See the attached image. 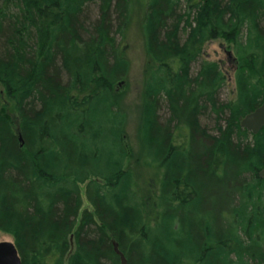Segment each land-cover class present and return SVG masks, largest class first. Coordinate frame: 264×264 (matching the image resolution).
<instances>
[{"label":"trees","instance_id":"trees-1","mask_svg":"<svg viewBox=\"0 0 264 264\" xmlns=\"http://www.w3.org/2000/svg\"><path fill=\"white\" fill-rule=\"evenodd\" d=\"M135 3L152 66L137 148L120 91ZM218 40L226 103L203 56ZM263 102L264 0H0V231L22 264H121L115 245L128 264H264V128L240 125Z\"/></svg>","mask_w":264,"mask_h":264},{"label":"rangeland","instance_id":"rangeland-1","mask_svg":"<svg viewBox=\"0 0 264 264\" xmlns=\"http://www.w3.org/2000/svg\"><path fill=\"white\" fill-rule=\"evenodd\" d=\"M87 22L89 25L94 23L99 18V11L96 5H91L87 8ZM143 8L140 3H135L133 11L131 14L130 25L126 35V39L123 40V46L126 48L125 56L129 63V71L126 80L123 83V86L120 87L121 94L124 95L122 108L126 113V130H127V143H130L134 148H137L138 136L141 122V109L143 104V92L145 88V83L147 81L148 71L152 68L149 64L147 52H146V37L143 29ZM184 39V34H182ZM204 60L210 62H217L220 64L223 73L227 78V87H225L219 96L221 102H229L235 99L236 96V86H235V70L236 63L234 61V51L229 44L223 40L213 41L208 43L204 49ZM198 71V66L196 65L193 68V72ZM3 94V93H2ZM2 104H6L5 96H2ZM5 103V104H4ZM99 104L93 105L88 108L89 111L94 113L95 107H98ZM103 110V108L101 109ZM7 111L9 112L11 118H16L12 113L13 106L7 102ZM166 111H164L165 113ZM91 114V112L89 113ZM95 114L87 115L88 120L92 119ZM167 115L164 114V116ZM202 126L207 128L211 134H216L215 129V119L214 117L203 118L201 120ZM106 146H111L107 144ZM106 148L104 150H109ZM137 153L140 154V151L137 150ZM106 154V151L103 152V155ZM140 164H137L134 161H130L127 165V168L130 167L133 170V173L136 174L138 171L139 174L136 175L137 179L140 178L139 184L143 178L141 172L144 168L139 167ZM139 167V168H138ZM147 170V169H146ZM143 173H148L143 171ZM144 186V185H143ZM145 187V186H144ZM86 185H81V195L83 199V209H88L92 211V207L89 204L86 195ZM14 241L13 237L9 234H6L0 231V242Z\"/></svg>","mask_w":264,"mask_h":264},{"label":"water","instance_id":"water-1","mask_svg":"<svg viewBox=\"0 0 264 264\" xmlns=\"http://www.w3.org/2000/svg\"><path fill=\"white\" fill-rule=\"evenodd\" d=\"M243 129L257 135L264 128V102L254 112L244 117L240 123ZM259 177L264 179V169ZM115 251L120 256L121 264H128L125 255L115 245ZM0 264H22L21 257L14 241L0 242Z\"/></svg>","mask_w":264,"mask_h":264}]
</instances>
